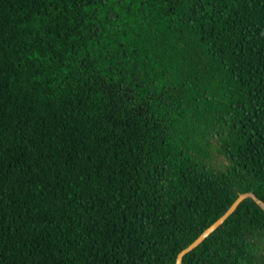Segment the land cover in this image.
<instances>
[{
	"label": "trees",
	"instance_id": "1",
	"mask_svg": "<svg viewBox=\"0 0 264 264\" xmlns=\"http://www.w3.org/2000/svg\"><path fill=\"white\" fill-rule=\"evenodd\" d=\"M241 195L183 264H264V0H0V264H176Z\"/></svg>",
	"mask_w": 264,
	"mask_h": 264
},
{
	"label": "rangeland",
	"instance_id": "2",
	"mask_svg": "<svg viewBox=\"0 0 264 264\" xmlns=\"http://www.w3.org/2000/svg\"><path fill=\"white\" fill-rule=\"evenodd\" d=\"M204 143L205 155L203 156V167L214 173H224L230 164L229 158L223 148L220 134L207 133Z\"/></svg>",
	"mask_w": 264,
	"mask_h": 264
},
{
	"label": "water",
	"instance_id": "3",
	"mask_svg": "<svg viewBox=\"0 0 264 264\" xmlns=\"http://www.w3.org/2000/svg\"><path fill=\"white\" fill-rule=\"evenodd\" d=\"M241 200H242V195L198 239H196L190 245H188L183 250H181L177 256L176 264H183L184 256L189 252H191L193 249H195L197 246H199L208 236H210L237 209Z\"/></svg>",
	"mask_w": 264,
	"mask_h": 264
}]
</instances>
